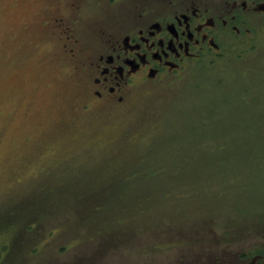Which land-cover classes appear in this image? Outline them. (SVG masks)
Wrapping results in <instances>:
<instances>
[{
  "label": "rangeland",
  "instance_id": "obj_1",
  "mask_svg": "<svg viewBox=\"0 0 264 264\" xmlns=\"http://www.w3.org/2000/svg\"><path fill=\"white\" fill-rule=\"evenodd\" d=\"M38 3L0 0V264L264 262V16L214 61L105 113L78 111L87 74L73 62L117 10L83 5L70 60Z\"/></svg>",
  "mask_w": 264,
  "mask_h": 264
},
{
  "label": "flooded vegetation",
  "instance_id": "obj_2",
  "mask_svg": "<svg viewBox=\"0 0 264 264\" xmlns=\"http://www.w3.org/2000/svg\"><path fill=\"white\" fill-rule=\"evenodd\" d=\"M84 4L117 10L97 28L95 50L82 64L73 62L74 70L87 74L77 82L78 111L97 106L105 113L126 103L134 88L169 80L189 64L214 61L246 41L254 28L250 18L264 16V0H39L44 13L38 27L59 40V58L74 60L80 50L74 26ZM257 252L235 254L232 263L263 264ZM225 262L220 256L213 260Z\"/></svg>",
  "mask_w": 264,
  "mask_h": 264
},
{
  "label": "trees",
  "instance_id": "obj_3",
  "mask_svg": "<svg viewBox=\"0 0 264 264\" xmlns=\"http://www.w3.org/2000/svg\"><path fill=\"white\" fill-rule=\"evenodd\" d=\"M228 121H230L229 119L228 120H224V121H222L220 124H219V127L223 124V125H225V124H227V122ZM226 122V123H225ZM256 126H257V130L259 129V130H261V132H260V134L262 133V129H261V127H262V124L260 123V122H258L257 124H256ZM231 129H234L233 127H231L229 130H231ZM229 135H230V137H232V135H231V133H228ZM255 135H257V134H255ZM259 138V139H258ZM255 140L253 141V143H255V145H254V147H256L257 149H264V135H260V136H258L257 138H254ZM257 139V140H256ZM247 142H249V141H247ZM259 150V151H260Z\"/></svg>",
  "mask_w": 264,
  "mask_h": 264
}]
</instances>
